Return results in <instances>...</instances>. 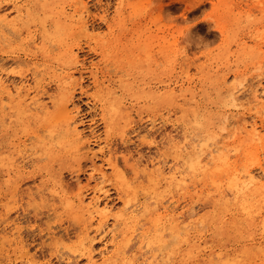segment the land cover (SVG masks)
Returning a JSON list of instances; mask_svg holds the SVG:
<instances>
[{
  "label": "rangeland",
  "instance_id": "obj_1",
  "mask_svg": "<svg viewBox=\"0 0 264 264\" xmlns=\"http://www.w3.org/2000/svg\"><path fill=\"white\" fill-rule=\"evenodd\" d=\"M77 1L0 0V264H89L91 246L96 264H264V141L227 135L255 117L264 138V0ZM184 132L232 167H183ZM156 160L185 183L157 179ZM248 170L262 176L243 214L228 178ZM95 191L108 205L91 217Z\"/></svg>",
  "mask_w": 264,
  "mask_h": 264
},
{
  "label": "bare ground",
  "instance_id": "obj_2",
  "mask_svg": "<svg viewBox=\"0 0 264 264\" xmlns=\"http://www.w3.org/2000/svg\"><path fill=\"white\" fill-rule=\"evenodd\" d=\"M79 1V0H78ZM78 1L76 2V3H78ZM15 8V7H14ZM16 10H17V12L19 13L20 12V9H17L16 8ZM7 17V16H6ZM17 17H18V14H17ZM5 19V17H3L1 20H0V23L2 22L3 23V20ZM102 19H103V17H102ZM13 24H15L16 22H12ZM12 24V25H13ZM2 25H0V27H1ZM81 26H83V28H84V30L85 31H87L88 30V28H87V26L85 25V23H84V25H81ZM13 27V26H12ZM4 28H6V27H4ZM258 38V37H257ZM264 39V38H263ZM67 52V51H66ZM69 52V51H68ZM75 52V51H74ZM70 53L71 54H73V50L71 49L70 50ZM70 53H68V55L70 54ZM75 57L76 56H74V57H72V58H74L75 59ZM76 59H77V57H76ZM157 66V65H156ZM3 68V67H2ZM3 71H5L4 69H2ZM2 70H0V75H1V71ZM63 71V70H62ZM2 73H4V72H2ZM70 75V74H69ZM68 75V76H69ZM3 76V75H2ZM73 78V76H72V74L69 76V78ZM3 78V77H2ZM1 77H0V91L2 92V93H4V91L6 92V93H8V94H11L10 92V90H8L7 88H8V86H6L5 84H4V81H2V80H5L4 78L2 79ZM68 79V78H67ZM264 81V77L260 80V81ZM22 81V80H21ZM26 81V80H25ZM66 81V80H65ZM64 81V82H65ZM6 82V81H5ZM228 82V81H227ZM21 83V82H20ZM66 84H74L73 83V81L72 82H70V81H66L65 82ZM7 84V83H6ZM22 84V83H21ZM24 84V83H23ZM62 84V80H60V82L58 83V85L60 86ZM261 83H259V85H260ZM20 85V84H19ZM247 84H246V82L244 83H242L241 84V86L239 87L238 86V88L236 89V91H232L231 93H230V95H231V97H232V100H234V101H239V100H243L242 98L240 99V97H241V95H236V93L238 94V93H245V91H247V90H249L248 89V87L249 86H246ZM249 85V84H248ZM15 85H11V87H13V90H12V92L13 93H15L16 95H20V94H22L21 92H22V87H14ZM21 86V85H20ZM73 86V85H72ZM73 88V87H72ZM6 89V90H5ZM259 90V89H258ZM69 92V91H68ZM260 92V91H259ZM261 92H262V90H261ZM5 93V94H6ZM252 95L253 96H251L253 99H254V101H256L257 102V106H259V110L258 111H260L261 113H264V97H261L260 98V95H262L263 94V92H262V94L260 93V95L258 94V92H257V90L255 89V90H252ZM14 94V95H15ZM169 94H171L172 95V93H171V91L169 92ZM0 95H1V93H0ZM3 95V94H2ZM7 95V94H6ZM15 95V96H16ZM28 95V94H27ZM42 95V94H41ZM72 95V94H71ZM229 95V96H230ZM11 95H9V97H10ZM24 96V95H23ZM26 96V95H25ZM50 96V95H49ZM167 96V95H166ZM243 96V95H242ZM2 97V96H1ZM13 97V96H12ZM28 97V96H27ZM72 97V96H71ZM21 98V97H20ZM24 98V97H23ZM22 98V99H23ZM37 98V97H36ZM35 98V99H36ZM74 98V97H73ZM251 98V99H252ZM19 99V98H18ZM21 99V100H22ZM34 99V97L33 98H31L30 100L32 101V104L34 103H36V100ZM69 99V98H68ZM70 99H72V98H70ZM163 99H165V98H163ZM231 99V98H230ZM4 100V99H3ZM11 100V99H10ZM9 100V101H10ZM17 100V99H16ZM23 100H25V99H23ZM22 100V101H23ZM247 100V99H246ZM246 100H244V101H246ZM248 101V100H247ZM247 101H246V103H247ZM253 101V100H252ZM12 101H10V103H11ZM16 102V101H15ZM29 102V101H28ZM112 102V101H111ZM242 102V101H241ZM38 103V102H37ZM68 103V102H67ZM234 103V102H233ZM250 103V102H249ZM31 104V103H30ZM191 104V103H190ZM193 104V103H192ZM192 104H191V106H192ZM195 104V103H194ZM242 104V103H241ZM21 105H22V103H21ZM66 106V105H65ZM71 106V105H70ZM239 106V105H238ZM237 106V107H238ZM34 107H35V105H34ZM67 107V106H66ZM110 108H111V106H109ZM236 107V106H235ZM236 107V108H237ZM109 108V109H110ZM112 108H114V107H112ZM112 108H111V111H112ZM28 109V108H27ZM32 109V108H31ZM42 109V108H41ZM115 109V108H114ZM19 110V109H18ZM22 110V109H21ZM45 110V109H44ZM66 110H67V108H66ZM23 111V110H22ZM25 111V110H24ZM110 111V112H111ZM193 111V110H192ZM257 111V114H259V112ZM28 112V111H27ZM23 113V112H22ZM44 113V112H43ZM68 113V112H67ZM73 113V112H72ZM116 114V113H115ZM114 115V114H113ZM112 115V117H114ZM241 115V114H240ZM121 116V115H120ZM231 116V115H230ZM243 116V115H242ZM198 117V116H197ZM233 117V116H232ZM236 117V116H235ZM238 117V116H237ZM67 118L68 119H71L72 121L71 122H67V126H66V129H64L65 130V132L66 133H69L68 134V136H70V134H72V136H73V138L75 139V140H82V133L83 132H81L80 130H79V127H78V125H77V122L73 119V117L72 118H70V116L69 117H67L66 116V118H65V121H67ZM228 118V117H227ZM231 118V117H230ZM229 118V119H230ZM76 119V118H75ZM226 119V118H225ZM252 119V120H251ZM250 120H247V119H244V117H238L236 120H234V123H238L239 124V127H237V128H235L234 130L232 129V131H230V130H228V134L227 135H230V136H233V137H236L237 135H242L243 133V135L246 137L245 138V140L247 139V141L249 142H253V143H261L262 144V142L264 141V138L263 137H261V135H260V131H259V126H258V123H257V118L255 119V117H252ZM62 120V119H61ZM222 122V121H221ZM230 122H232V121H230ZM229 122V123H230ZM232 124V123H231ZM226 126V125H225ZM231 126V125H230ZM65 127V126H64ZM223 129V128H222ZM223 131V130H222ZM64 132V131H63ZM64 132V133H65ZM65 133V134H66ZM190 135V134H189ZM188 134H187V132H184L183 134H182V137H181V141H179V140H177L176 142H174V141H172V142H170L171 143V145H173V149L174 150H176L177 151V155H179L178 156V158H179V160H180V162L182 163V165H183V167H185V166H189V169H191L193 172H197V170H195L194 171V169H197V167H199L200 166V164L202 163V162H204V161H206V162H208V160H209V162H212V161H215L216 160V162H217V160H219L220 161V163H224V164H226L227 166H230V164H229V162L227 161V159H228V155L226 156V154H219L217 157L216 156H214V154H213V152L215 151V150H217V151H219L220 149V147H218V146H214L215 147V150L212 148L209 152H205V153H200V150H203L204 151V148H202V146L200 145V142H199V140L198 139H196L195 137L193 138V137H190ZM84 138V137H83ZM170 138V137H169ZM178 139H180V138H178ZM86 140V139H85ZM170 140V139H169ZM175 140V139H174ZM206 140V139H205ZM244 140V141H245ZM249 142V143H250ZM83 143V142H82ZM94 143V142H93ZM252 143V144H253ZM78 144H80V143H78ZM84 144V143H83ZM91 144H92V142H91ZM215 144H217V142H215ZM252 144H249V146L250 145H252ZM58 145V144H57ZM254 145V144H253ZM85 148H87V146H88V144H84L83 145ZM83 146H81V147H83ZM256 146H258V144H256ZM91 147V146H90ZM247 147V146H246ZM251 147V146H250ZM231 148V147H230ZM237 149V147L236 148H234V150H236ZM90 150V149H89ZM99 151H101V150H99ZM111 151V150H110ZM110 151H108V152H110ZM221 151V150H220ZM232 150H228L227 152L229 153V152H231ZM245 152H246V150H244ZM247 151H248V149H247ZM251 152H243V153H245L247 156H250L251 157V153H252V150H250ZM102 152V151H101ZM104 152V151H103ZM107 152V153H108ZM184 152V153H183ZM105 154V153H104ZM109 154V153H108ZM107 154V155H108ZM101 156H102V154H101ZM230 156V155H229ZM95 158H96V154H95ZM103 158V157H102ZM25 159V158H24ZM104 161V160H103ZM110 161V160H109ZM157 161V163L154 165V164H152L153 166H154V168H153V170H152V172L154 173V174H156V178L157 177H160L161 178V180H166V181H168V183L169 184H172V183H175L176 184V187L178 188V186H181V185H183L184 183H185V181H184V178L182 177V171L181 170H178V168H168V171H166V169L167 168H164V165H163V163H162V161H158V160H156ZM92 162V161H91ZM108 162V161H107ZM108 164V166L110 165V166H112V163L110 162V163H107ZM203 164V163H202ZM208 164V163H207ZM10 165V164H9ZM91 165H93V164H91ZM114 165V164H113ZM166 165V164H165ZM204 165H206L205 163H204ZM226 165H224V166H226ZM217 166V165H216ZM215 166V167H216ZM220 165H218V167H219ZM223 166V164H222V167H224ZM112 167H114V166H112ZM206 167H207V165H206ZM218 167L215 169V171L218 169ZM221 167V168H222ZM230 167H232V166H230ZM227 168V167H226ZM96 168H94V170H95ZM201 170L203 169V170H205V168L203 167V168H200ZM220 169V168H219ZM218 169V170H219ZM223 169V168H222ZM228 169V168H227ZM232 169V168H231ZM15 170V169H14ZM145 170H147V166L145 165V167H144V169H143V171H145ZM202 170V171H203ZM234 170V169H233ZM96 171H98V175L100 176V177H104V175H105V171L102 169V168H99V169H97ZM201 171V172H202ZM209 171V170H208ZM230 172H231V170H229ZM263 171H264V169H263ZM204 172V171H203ZM219 172V171H218ZM237 172V171H236ZM123 172H121L120 171V174H122ZM225 173V172H224ZM97 174V173H96ZM151 174V173H150ZM90 175V174H89ZM244 175V174H243ZM122 178H123V175H120ZM152 174L151 175H149V177L150 178H152ZM242 176V175H241ZM241 176H235L234 175V173H231L230 174V176H229V180H230V182H229V190L232 192V193H235V191H237V193L239 192V190H241L240 191V195L238 194V204H239V206H240V208H241V210H242V213L244 212L245 214H247V213H249V210H251V209H249V206H252V203L250 202V198L253 196V195H255V194H259V192L255 189V188H249V189H247L248 187H250V185H254V184H256L257 183V180H258V176H262V175H259L258 174V176H256L255 174H253L252 173V171L251 170H248V171H246V173H245V175L243 176V178L244 179H241ZM90 177H93V175L91 176L90 175ZM180 177V178H179ZM158 179V178H157ZM152 180H153V178H152ZM157 181V180H156ZM154 182V181H153ZM168 184V186L170 187V185ZM227 185V184H226ZM168 187H166V189H167ZM243 188H246L244 191H243ZM228 190V191H229ZM100 191V193H101V189L99 190ZM99 191H95L94 192V194L90 197V199H89V202L87 203V204H85V206L83 207V209H85V211H87L90 215H91V217H95V216H100L101 214H102V211H104L105 209H107V205L108 204H105V202H100V198H99V196L97 195V193H99ZM104 193V192H103ZM220 193V192H219ZM104 194H106V192L104 193ZM107 195V194H106ZM228 196H230L229 194H227ZM235 195H237V194H235ZM174 196V195H173ZM83 197V196H82ZM260 197V196H259ZM105 198H107V197H105ZM227 198V197H226ZM255 198V197H254ZM263 197H261L260 199H262ZM88 199V198H87ZM100 199V200H99ZM257 199V198H256ZM264 199V198H263ZM85 200H86V198H85ZM79 201L81 202V203H84L85 201L83 200V198H80L79 199ZM223 201V200H222ZM79 202V203H80ZM255 202V201H254ZM103 204V205H102ZM176 208V207H175ZM110 209V208H109ZM160 209V208H159ZM133 210V212H134V214H132L131 215V217H135V216H137L138 215V213L140 212V209H138V208H134V209H132ZM166 211H167V209H165ZM174 210V209H173ZM177 210V209H176ZM166 211H165V213H166ZM131 212V211H130ZM143 212H147L146 213V216H148V220H149V217H151V215L153 214L147 207H145V206H143ZM243 213V214H244ZM167 217V216H166ZM135 220V219H134ZM136 221V220H135ZM174 222H175V219H174ZM103 222L100 220V222H99V224L101 225ZM177 224V223H176ZM175 224V225H176ZM157 229V228H156ZM175 229H177L176 227H175ZM103 231H105V230H103ZM173 232V231H172ZM160 235V234H159ZM159 235H157V237H156V240H155V242L157 241V243H161V241H162V239L160 238V236ZM92 247V246H91ZM91 247H90V249H89V251H88V254H86L87 255V258H88V263L89 264H96V262H95V258H94V255H95V253L93 252L92 253V250H91ZM92 249H94V248H92ZM107 250V249H106ZM104 251V250H103ZM105 252V251H104ZM87 253V252H86ZM92 254H94V255H92ZM102 254H104L103 252H100V255H102ZM228 258L226 259V261H228V260H230V257L229 256H227ZM102 259H104L103 257H101ZM233 259V258H232ZM214 262V261H213ZM223 261H221V263H222ZM229 262V261H228ZM227 262V263H228ZM224 263V262H223ZM214 264V263H213Z\"/></svg>",
  "mask_w": 264,
  "mask_h": 264
}]
</instances>
